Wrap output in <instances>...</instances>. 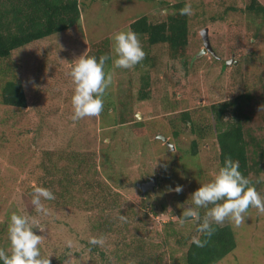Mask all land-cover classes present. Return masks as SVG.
<instances>
[{
  "label": "rangeland",
  "instance_id": "374dc122",
  "mask_svg": "<svg viewBox=\"0 0 264 264\" xmlns=\"http://www.w3.org/2000/svg\"><path fill=\"white\" fill-rule=\"evenodd\" d=\"M177 1L181 0H81L82 30L73 28L60 36L33 42L2 62L0 93L6 81L18 77L25 88L27 108L6 106L0 96V248L11 251L7 228L12 212L37 219L32 192L25 185H35V170L31 172V167L38 150L65 149L94 157L83 172L88 173L90 180H101L100 191L104 193L107 186L111 195L105 201L102 193L97 194V205L79 191V186L85 184L81 178L69 194L72 204L55 214L57 221H51L54 226L46 228L45 235L52 245L51 249L42 245L48 250L43 255L51 256L55 264H64L69 256L72 264H108L116 252L112 244L114 232L110 230L102 236L105 244L99 246V253L93 252L95 246L89 244V239L101 237L96 221H118L128 226L131 234L135 224L139 223L137 226L143 231L147 228L156 243H163L164 264H184L181 258L185 248L179 247L176 238L194 233L197 222L189 219L181 226L179 216L183 209L192 206L190 194L199 184L211 181L219 169L217 120L207 107L236 97L246 86L251 90L245 104L248 126L258 135L264 129V28L251 27V17L246 19L234 12L238 6L246 7L245 0H186L194 9L187 55L174 60L162 53L159 72L153 76L154 85L146 101L137 97L139 74L134 67L113 65L108 100L112 108L108 117L96 114L77 121L71 119L74 84L69 75L80 55L86 51L95 55L104 46L113 54L111 38L116 32L129 30L130 24L144 15L164 20L161 9L169 12L170 5ZM261 2L264 4V0ZM223 11L230 13L228 19L220 18ZM254 27L259 33L256 37ZM205 28H209L217 58L200 54L204 47L201 31ZM252 52L256 53L250 57L252 61L240 64L238 73L237 68L234 73L229 69L234 63H242L241 56L246 59ZM184 112L190 121H183ZM137 121H142V125L137 126ZM115 123L120 125L105 129L106 124ZM192 123L204 131L205 139L198 147H193L198 136ZM209 126L212 128L207 130ZM195 148L197 155L192 156ZM153 177L160 180L157 179L155 190L147 189L143 194L138 184ZM260 179L264 191V175ZM178 185L183 186L180 192L175 191ZM121 215L126 219L121 220ZM127 221L129 225H125ZM169 221L172 223L168 231L173 236L167 244L162 232ZM227 224L236 233L237 248L218 264H264V212L251 206L240 225L226 220L223 225ZM33 228L35 231V224ZM50 232H54V238ZM69 240L71 248L67 246Z\"/></svg>",
  "mask_w": 264,
  "mask_h": 264
},
{
  "label": "trees",
  "instance_id": "16d2710c",
  "mask_svg": "<svg viewBox=\"0 0 264 264\" xmlns=\"http://www.w3.org/2000/svg\"><path fill=\"white\" fill-rule=\"evenodd\" d=\"M245 1L246 7L238 6V9L234 8V12H238L240 16L246 17V19L247 16L251 17L250 19L254 20L253 23H250L251 27L254 25L260 29L259 25H261V28H264V4L261 0ZM186 2V0H181L170 5L171 10L162 21L154 20L155 17L148 14L133 21L129 26V29L138 34L146 53L144 60L134 67V72L139 74L137 97L141 101L150 98L149 93L154 85L153 76L158 75L162 53L165 52L174 60L183 59L187 55L190 19L192 17L191 15H181L179 12V9ZM81 3V0H0V65L2 62L10 60L14 51L33 42L60 36V34L73 28H81L82 24L80 23L83 15ZM229 16L230 13L223 11L220 18L228 19ZM217 18L213 17V19ZM256 27H254L255 32L253 31L254 37L259 35ZM106 48L108 46L98 49L94 56L99 58L100 55L109 53L110 59L106 62L105 71L111 73L115 53L113 51V54H111L106 51ZM154 48L157 50L154 51ZM255 54V52H252L246 59L241 56L240 61L242 63H238V65L234 63L231 68L226 64H224V67H228L233 73L237 68L236 73H238L240 71L238 69L242 67L240 64H249L252 61L250 57ZM186 64L187 61H184L183 65L187 69ZM12 78L2 86L0 93L2 103L12 108L25 109L27 108V97L23 82L18 77ZM250 91L245 86L243 92L236 97L210 105L207 108L217 120L218 168L222 165L225 156L230 155L234 160H238L240 163L239 170L250 179L261 197H264V191L260 185L262 184L260 177L264 175V129L261 130V135H258L257 131L248 126L249 119L245 104L250 100ZM109 98H111V93H109L108 88L104 95L103 109L98 113L99 117L109 116V110L112 108V103L108 101ZM262 104H264V95L262 96ZM182 116L183 121H190L188 113L184 112ZM137 123V126L142 125V121H137ZM119 125L118 123L106 124L105 129L108 126L115 128ZM191 126H196L194 133L197 134L198 138L193 141V147H198L199 142L205 139L203 137L204 131L194 123ZM210 128L212 127L209 126L207 130H210ZM191 155H197L196 148L193 149ZM92 158L94 157L87 152L69 153L65 149L60 151L38 150L37 160L31 167V172L35 170V173H32L34 176L32 182L35 185L26 184L25 187L30 188L32 192L35 186H44L55 193L56 198L54 200L45 201V206L50 210L49 214L47 216L37 214V219L41 221L40 224L44 226L45 230L43 233L39 229L35 231L44 236L42 242L44 247L51 249L50 245H52L49 236L45 235L46 228L54 226L51 221H57L55 214L63 211L67 204H72L69 194L78 186L81 178L85 180V184L79 186L82 189L79 191H82L84 197L89 196L92 201L99 205L98 200L100 199L96 195L102 193L100 191L103 187L101 180H90L88 179V173L83 172V168L89 166ZM156 179L159 180V177ZM105 188H102L105 190L102 193L104 195L102 200L106 201L111 193L107 186ZM107 208L112 209L110 206ZM201 212L203 215V209ZM101 218L103 220V217ZM171 223L172 221L166 223L167 225H165L162 232L164 242L167 244L173 236V233L168 231ZM138 224L134 225L135 231L131 234L128 231L129 227L120 225L118 221H96L95 227H100L98 230L100 236L110 232V230L116 236L112 241L116 252H114L113 259L108 264H164L166 259L161 250L163 243H156L157 240L151 238L149 232H146L148 229L145 228L146 231H143L137 226ZM125 225H129L128 221ZM50 234L54 238V232H50ZM194 235H198L197 225L194 233L176 238L179 247L185 248L183 258H181L184 264H218L237 248L236 233L229 224L217 226L216 231L208 238V243L204 247H198L192 241L191 238ZM199 238L204 239L205 237L199 236ZM43 246L42 254L47 255L48 250L44 249ZM88 246L90 247V245ZM92 250L99 253V245L92 247ZM51 264H55L54 259H51Z\"/></svg>",
  "mask_w": 264,
  "mask_h": 264
},
{
  "label": "clouds",
  "instance_id": "9594fccd",
  "mask_svg": "<svg viewBox=\"0 0 264 264\" xmlns=\"http://www.w3.org/2000/svg\"><path fill=\"white\" fill-rule=\"evenodd\" d=\"M167 12V8L161 9L162 15H166ZM179 12L181 15H191L194 9L190 2H186ZM111 39L115 53L112 63L115 67L132 69L144 60L146 53L138 34L133 30L118 31ZM213 50L215 52L214 48ZM208 53L217 57L216 53ZM109 59V53L97 58L94 55H88L86 51L74 60L69 73L74 84L71 97L73 121L102 111L104 95L113 79L112 74L105 71L106 62ZM239 169L238 160H234L230 155L225 156L214 178L207 183L199 184V187L190 194L192 206L183 209L179 216V223L182 226L189 219L197 222L198 235L192 236L191 239L198 247H204L217 226L223 225L226 220L240 225L245 220L250 206L264 212V197H261L250 179ZM182 190L181 185L175 188L176 192ZM55 198V193L48 187L35 186L32 189L31 203L40 216L49 214L50 210L45 206V201ZM120 219L125 220L126 216L121 215ZM34 224L36 229L38 228L41 233L44 232V226L35 217L18 212L11 213L7 228L11 251L9 253L0 248V264H51V256H45L41 251L44 236L34 231ZM199 236L205 238L201 239ZM89 244L103 246L105 238L90 237ZM67 246L71 248V240L67 241ZM72 259L70 256L67 257L64 264H72Z\"/></svg>",
  "mask_w": 264,
  "mask_h": 264
},
{
  "label": "water",
  "instance_id": "95a60500",
  "mask_svg": "<svg viewBox=\"0 0 264 264\" xmlns=\"http://www.w3.org/2000/svg\"><path fill=\"white\" fill-rule=\"evenodd\" d=\"M201 35L203 38L204 47L200 54H207L208 52L215 54L213 47L211 45V41L209 39V29L205 28L204 30H202ZM159 138L163 139L164 141H167V139L163 137L162 135H160ZM168 145L173 148V145H171L170 142H168ZM156 184H157V179L156 177H153L150 179V181L143 182L141 184L139 183L138 186L143 190L144 192L143 194H145L147 189H151L152 191H154Z\"/></svg>",
  "mask_w": 264,
  "mask_h": 264
}]
</instances>
